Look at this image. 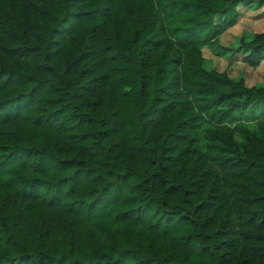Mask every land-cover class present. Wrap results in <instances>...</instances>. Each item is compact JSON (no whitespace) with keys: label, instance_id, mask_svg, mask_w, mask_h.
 Listing matches in <instances>:
<instances>
[{"label":"trees","instance_id":"16d2710c","mask_svg":"<svg viewBox=\"0 0 264 264\" xmlns=\"http://www.w3.org/2000/svg\"><path fill=\"white\" fill-rule=\"evenodd\" d=\"M263 5L0 0V264H264Z\"/></svg>","mask_w":264,"mask_h":264},{"label":"rangeland","instance_id":"374dc122","mask_svg":"<svg viewBox=\"0 0 264 264\" xmlns=\"http://www.w3.org/2000/svg\"><path fill=\"white\" fill-rule=\"evenodd\" d=\"M236 24L218 37L216 46L202 49L204 67L227 75L246 86L264 88V61L257 67L246 64L243 58L248 54L242 42H248L256 33L264 32V5L261 7H237Z\"/></svg>","mask_w":264,"mask_h":264}]
</instances>
